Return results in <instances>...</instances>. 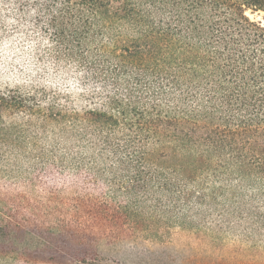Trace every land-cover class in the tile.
<instances>
[{
    "label": "trees",
    "instance_id": "obj_1",
    "mask_svg": "<svg viewBox=\"0 0 264 264\" xmlns=\"http://www.w3.org/2000/svg\"><path fill=\"white\" fill-rule=\"evenodd\" d=\"M260 11L0 0V264L264 260Z\"/></svg>",
    "mask_w": 264,
    "mask_h": 264
},
{
    "label": "rangeland",
    "instance_id": "obj_2",
    "mask_svg": "<svg viewBox=\"0 0 264 264\" xmlns=\"http://www.w3.org/2000/svg\"><path fill=\"white\" fill-rule=\"evenodd\" d=\"M248 15L251 19L260 21L264 25V11L249 12ZM100 248L104 249L107 247L101 245ZM183 249L177 255L172 251L150 255L122 248L120 251H111L112 253L106 254L105 259H108V264H264V260L251 259L255 256L250 257V253L245 252L231 257L228 250H225V253L220 252L216 256H212L208 252H197V254H194V250L185 246Z\"/></svg>",
    "mask_w": 264,
    "mask_h": 264
}]
</instances>
